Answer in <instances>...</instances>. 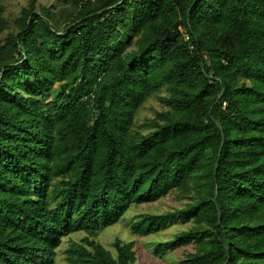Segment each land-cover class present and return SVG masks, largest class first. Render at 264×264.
<instances>
[{
    "label": "trees",
    "instance_id": "1",
    "mask_svg": "<svg viewBox=\"0 0 264 264\" xmlns=\"http://www.w3.org/2000/svg\"><path fill=\"white\" fill-rule=\"evenodd\" d=\"M162 109L145 124L149 100ZM163 256L264 264V0L0 2V264H136L98 237L129 211Z\"/></svg>",
    "mask_w": 264,
    "mask_h": 264
},
{
    "label": "rangeland",
    "instance_id": "2",
    "mask_svg": "<svg viewBox=\"0 0 264 264\" xmlns=\"http://www.w3.org/2000/svg\"><path fill=\"white\" fill-rule=\"evenodd\" d=\"M55 1L56 0H38V3L51 5ZM0 2L5 7L6 16L9 17V19L15 20L18 17L21 8L27 5L28 0H0ZM161 109V104L157 98L149 100L138 118V127L143 132L148 131L149 127L145 126L147 120L149 118H154L156 112ZM182 204V200L177 199L175 195H170L161 201L134 207L123 219L101 232L98 240L113 253L115 251L112 244L115 238L119 237L125 241H135V249L137 252L136 264H180V262L184 260L185 255L192 250L191 246L181 247L175 251L168 252L163 256H156L154 254V246L158 242L171 240L175 233L186 229L188 227L187 225L181 224L180 222H174L168 225L163 231L147 237L134 236L131 232V225L141 214H163L174 208L181 207ZM83 236L82 233H77L63 240V244L58 249L56 264H66L65 252L70 245V241L74 240L78 242Z\"/></svg>",
    "mask_w": 264,
    "mask_h": 264
}]
</instances>
